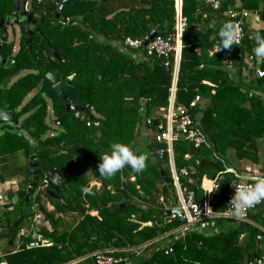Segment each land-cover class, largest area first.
Wrapping results in <instances>:
<instances>
[{"label": "trees", "instance_id": "1", "mask_svg": "<svg viewBox=\"0 0 264 264\" xmlns=\"http://www.w3.org/2000/svg\"><path fill=\"white\" fill-rule=\"evenodd\" d=\"M15 1L0 0V20L18 18ZM31 1V13L38 21L49 12L57 13V6L63 2ZM219 1L220 9L213 12L203 3L182 0L181 14L186 22L175 107L189 108L196 97L210 103L206 109L197 104L190 111L207 144L195 148L183 138L173 144L176 168L190 172L181 183L195 193L197 203L203 204L205 198L200 188L202 178H221L210 201L216 215L227 209L228 194L240 180L239 164L244 160L257 163L256 144L264 140V96L247 91L236 77L239 72L244 78V59L253 55L255 36H264V30L253 31L245 24L238 47L209 56L221 43L218 33L224 13L228 12L225 23L231 22L229 13L241 11L256 13L264 22V0ZM203 14H207L206 19ZM60 16L74 25L60 24L58 20L39 23L30 51L23 30L22 51L12 58L14 65L0 64V112L15 117L22 127L18 132L11 123L14 128L7 123L2 126L0 184L22 175L24 186L17 193V206L22 205L30 184L29 165L35 156L40 182L29 202L30 217L19 225L18 232L25 226L31 229L35 217L42 215L50 230L43 227L39 233L51 243L48 247L27 249L32 240L21 237L18 250L5 257L7 264H66L98 251L140 246L181 224L167 223L163 216L175 188L172 181L168 184L161 176L163 171L171 180L166 145L156 142L157 126L163 121L157 114L165 112L169 105L175 58L166 67L162 59L147 57L143 47L138 51L122 48L126 39L149 38L161 30V37L174 36L175 0H69ZM4 56L10 58L9 52L5 51ZM228 57L236 58L231 68ZM30 70L34 73L19 77ZM259 71L264 73V60ZM48 74L65 81L62 91L67 102L86 108L88 114L66 111ZM256 83L264 90V77H257ZM142 104L147 105L145 118L139 115ZM50 113L54 119L61 118V126L48 125ZM142 130L151 131L152 136L139 143ZM113 143L128 145L137 155L146 154L145 169L136 173L126 165L112 177L100 176V158L110 153ZM162 149L165 153L159 161L156 153ZM50 172L60 175V186L54 187L45 180ZM92 182L100 187L90 186ZM42 187L46 192L41 191ZM85 188L91 192H85ZM43 194L54 208L52 212L47 210ZM161 197L166 203L160 202ZM263 205L249 216L255 225L216 218L212 220L213 227L187 232L183 239L174 241L173 253L166 255L164 250H156L161 245L157 242L149 248L148 257L132 261L256 264L264 256L260 246L264 242L260 240L264 237L260 230L264 228ZM3 215L6 218L0 233L11 239L15 213L4 211ZM66 218H72L74 224H66Z\"/></svg>", "mask_w": 264, "mask_h": 264}, {"label": "built area", "instance_id": "2", "mask_svg": "<svg viewBox=\"0 0 264 264\" xmlns=\"http://www.w3.org/2000/svg\"><path fill=\"white\" fill-rule=\"evenodd\" d=\"M196 2L203 3L208 9L213 12H216L220 9L221 3L219 0H195ZM41 2V0H37ZM26 9V7H25ZM176 11V34L174 36L161 37L157 35L152 41L148 43L145 47L144 43L149 40V38H143L139 40L126 39L124 45L122 46L123 50L131 49L132 51H138L140 48H144V52L147 57H155L162 59L166 67H169L170 60L174 56V70H173V84L170 90L171 96L169 99V105L165 112H162L160 118L162 122L157 126L156 142L166 145V151L169 159V169L171 174V181L175 188L174 200L167 201L168 207H165V212L170 211L171 215L167 218V223L172 221H180L181 224L178 225L174 230L168 232L161 236L158 239L149 241L140 246L133 247L128 246L123 249H109L105 251H98L93 254L78 258L76 260L70 261L66 264H134L132 261L137 257H148L150 255L149 248L152 245H155L157 242L161 243L156 250H164L166 255L173 253L174 241L178 239H183L187 232L190 231H203L208 227H213V219L223 218L231 220L236 223H249V216L256 212L264 202L259 205L254 206L253 208L246 209L243 213L237 217L234 215V210L230 209L229 203L235 194V188L238 185H248L255 183V178L257 176H264V174L258 168L252 166L243 167L241 173L239 174V182L235 183L230 193L228 194V204L227 209L224 213L216 215L212 212L211 208L208 205L197 203L195 200V193L187 190L181 183L182 178H187L190 172L183 168L177 169L174 162L173 156V144L179 139L183 138L186 142L193 145L195 148L201 147L204 144H207L204 134L201 131L199 124L195 117L190 114V111L195 109L198 104L199 97H196L194 101L190 104L189 108L175 107V94H176V82L179 71V62H180V47L179 41L182 37V32L185 27L186 20L182 18H177L178 8H175ZM249 11H241L240 13L231 12L229 13V19L231 23L237 26V40L238 43H234L232 47H238L241 44L243 39V29L246 24V20L251 16ZM207 18V14H203V19ZM179 25V27H178ZM220 44L210 51V55L214 53H222L223 49L220 51ZM259 78L264 77V73L261 71L257 72ZM175 82V85H174ZM78 115V114H77ZM148 124L151 123V120H148ZM164 150H159L156 153L157 160H162L164 155ZM188 159V156L184 157ZM45 180H48L50 185L58 187L61 184V177L58 173H48L45 177ZM221 178L219 177L217 181H212L210 187L201 186V189L207 194H213L215 190L218 189L219 182ZM161 203H166L164 198H160ZM174 211H181L182 216L174 213ZM37 219V221H36ZM43 219L42 215H37L35 217V225L39 226ZM51 246L50 241L43 240L40 236H35L34 240L28 245L27 249H38ZM118 254L119 256H115ZM256 264H264L262 260H256ZM0 264H7L4 258L0 254Z\"/></svg>", "mask_w": 264, "mask_h": 264}, {"label": "crops", "instance_id": "3", "mask_svg": "<svg viewBox=\"0 0 264 264\" xmlns=\"http://www.w3.org/2000/svg\"><path fill=\"white\" fill-rule=\"evenodd\" d=\"M176 1V0H175ZM238 5V3H237ZM177 7V6H176ZM179 8V7H178ZM180 9L182 10V0H181V5H180ZM179 10V9H178ZM57 12V11H56ZM228 13V12H227ZM227 13H224L223 15V20L221 21V27L223 26V24L225 23V20L228 18L227 17ZM227 21V20H226ZM213 24H216V21H213ZM246 25H248L250 30L253 31H263L264 30V22L260 20L259 16L256 13H252L251 16L246 20ZM220 27V26H219ZM219 44H217L215 47H217ZM179 47L181 48V39L179 41ZM234 48V47H233ZM180 53H181V49H180ZM209 56L210 52H209ZM264 59H260L257 58L255 55V52H253L252 56H247L244 59V62L246 64V68L244 69V78L242 79V76L240 75L239 72H236V77L238 78V80L240 81V83L242 84V86L249 92L251 93H258L264 96V90H261L256 83L257 80V71L260 70V65L261 62ZM236 61V58L234 57V59H232V57H228L227 58V63L229 65V67H233L234 63ZM210 101L207 99H202L200 97V101L198 102V107L201 109H206L209 106ZM157 115H161L160 112H158ZM56 120V119H55ZM53 121V120H51ZM152 136V132L149 130H142V140H139V143L144 141L147 142V138H151ZM257 163H253L247 160H244L243 162H241L239 164V171L241 172L243 167L245 166H252L255 168H258L259 170H261V172L264 174V140H259L257 141ZM250 146V144H249ZM211 182L212 180H209L206 176H204L202 178L201 184H200V188L203 185L204 187H210L211 186ZM24 186V177L22 175L17 176V177H12L7 179V181L5 183H1L0 184V217H1V229L0 232L2 231V228L4 227V221L6 216L3 215L4 211H13L15 213V217L17 218V215L19 213L20 210V206H17V202H18V197H17V193L19 191H21V189ZM90 186H96V187H100V185L98 183L92 182L90 184ZM45 187L41 188V191L44 192ZM202 190V189H201ZM203 191V190H202ZM205 193V198L203 201V204L208 205L209 208L210 207V201H211V196L212 194H207L205 191H203ZM12 198H16L17 201L14 202L13 204V209L12 210H4L3 206L8 203V202H12ZM8 200V202H7ZM264 204V203H263ZM263 209H264V205H263ZM255 213V212H254ZM254 213H252L254 215ZM96 213H91V215L95 216ZM251 214V215H252ZM256 214V213H255ZM249 224L255 225L249 218ZM260 230L264 233V228H260ZM40 225L36 226L35 223L34 225H32L31 229H28L27 226L24 227V229H22L17 237L11 238V239H7L5 238V234L0 233V254L1 256L4 258L9 254H13L16 252V250H18V247L20 245V243L22 242L21 237H30L31 240L33 241L35 236H40ZM42 238V237H41ZM13 239V244L10 245V241ZM43 239V238H42ZM46 241H49L47 239H43ZM261 242L264 241V237H260ZM31 241V242H32ZM262 245H264V242L261 243V247ZM28 247V246H27ZM263 263H264V256L261 258Z\"/></svg>", "mask_w": 264, "mask_h": 264}, {"label": "clouds", "instance_id": "4", "mask_svg": "<svg viewBox=\"0 0 264 264\" xmlns=\"http://www.w3.org/2000/svg\"><path fill=\"white\" fill-rule=\"evenodd\" d=\"M27 11V4H26ZM220 51L221 49H230L237 40V26L231 22L224 23L220 28ZM256 47L254 49L257 58L264 59V36L259 33L255 36ZM110 153H106L100 158L98 165L100 176L112 177L126 165L130 166L136 173L142 172L146 167V154L137 155L128 145L123 143H113L110 146ZM85 192L90 193L88 188ZM264 202V176H257L255 183L248 185H238L235 188V194L231 199L229 206L234 210V215L239 217L244 210L253 208Z\"/></svg>", "mask_w": 264, "mask_h": 264}, {"label": "water", "instance_id": "5", "mask_svg": "<svg viewBox=\"0 0 264 264\" xmlns=\"http://www.w3.org/2000/svg\"><path fill=\"white\" fill-rule=\"evenodd\" d=\"M28 0H16L15 1V10L17 12H19L20 16L21 17H27L28 20H32L33 18V14H30L26 11L25 9V6H26V3H27ZM69 0H63V2L61 3V5L58 7L57 9V13H54V12H49L47 14L44 15V17L40 20V23H46L48 20H58V22L60 24H64V25H74V22L73 21H70V20H67L65 19L64 17H61V13H62V9H63V6L68 2ZM177 1V6L179 7L178 11H177V18L179 19L180 16H181V9H180V5H181V0H176ZM33 23H37V19L34 18L33 20ZM3 24H4V20H0V29L3 27ZM179 27V25H178ZM163 30H161L158 34H160ZM158 34H153L152 36L149 37V40L146 41L144 43V46L146 47L148 45V43L150 41H152ZM29 37L28 39L26 40V44H30L31 42V32L28 33ZM0 40L1 41H4L5 40V35L2 34L0 36ZM0 48H1V43H0ZM4 64V63H2ZM13 64V61H8L6 63V66H11ZM47 78L52 82V84L54 85V88L57 92V94L61 97L65 107H66V111H83L85 114H88L86 108H77V107H74V106H71L69 104V102H67L66 100V97L64 96L63 94V91H62V88L66 85V82L65 81H61L58 77H56L55 75L53 74H48L47 75ZM72 80V78L69 79V81ZM174 85H175V82H174ZM146 113H147V105L145 104H142V108L140 109L139 111V115L140 116H143L144 118L146 117ZM90 119H93L92 117H90ZM11 123L13 124L15 127H16V130L19 132L20 129L22 128L21 126L18 125V121L15 117L9 115L7 112H0V126L5 124V123ZM52 124L56 125V126H61V118H58L56 120H53L52 121ZM35 160V156H32L31 158V163L29 165V175H30V184L27 188V191H26V196H25V199H24V202L23 204L21 205L20 207V210H19V213L17 215V218L15 220V223H14V226H13V230H12V234H13V237L15 239V237H17L18 235V227L19 225L25 221V220H28L29 217H30V214H31V207L29 206V202H30V199L32 197V195L34 194V191L35 189L37 188V184L40 182V171H39V168H38V163L34 161ZM161 176L164 178V182L166 183H170L171 180L166 177V174L162 171L161 172ZM48 184H50L48 182ZM12 202H7L4 206H3V209L4 210H12L13 209V203L17 201L16 198H12L11 200ZM121 207H124V205H121ZM174 213L178 214L179 216H182V213L181 211H174ZM171 215V212L170 211H166L164 212L163 216L164 218H167L168 216ZM10 245L13 244V239L9 242ZM173 250H175V246H172L171 247ZM261 249L264 251V245H262Z\"/></svg>", "mask_w": 264, "mask_h": 264}, {"label": "flooded vegetation", "instance_id": "6", "mask_svg": "<svg viewBox=\"0 0 264 264\" xmlns=\"http://www.w3.org/2000/svg\"><path fill=\"white\" fill-rule=\"evenodd\" d=\"M31 0L27 1V12L31 13ZM60 6V5H59ZM57 6V9L58 7ZM57 11V10H56ZM17 16L18 18L16 19H12L9 21H4L3 27L1 28V35L4 34L5 35V40L1 41V48H0V64L3 66H6V63L8 61H13L12 58L16 57L19 53V51L21 52L22 50V44H21V32L24 30V32L27 34V36L29 37L28 33L31 32L32 36H33V32H39V30L37 29L38 24L40 23V21L37 20V23H33V19L37 17L34 16L33 14V18L32 20H28L27 17H21L19 12H17ZM25 18V20H23ZM51 22H53L52 20H50ZM31 36V39H32ZM10 39V40H9ZM28 39V38H27ZM32 42V41H31ZM30 42V44H31ZM6 43L5 45V49H3V44ZM26 43V41H25ZM28 44L29 49L28 51H30L31 49V45ZM9 47V48H8ZM5 51L9 52V56L10 58H7L4 56ZM45 52V51H44ZM54 56L59 59L60 57L56 54H54ZM34 61V59H32ZM4 63V64H2ZM14 65V61L13 64L11 66L8 67H12ZM7 67V66H6ZM36 67H39V65ZM33 70L31 71H24V73H21L19 75V77H23L25 75L28 74H33ZM15 80H13L12 82H10L9 85L13 84Z\"/></svg>", "mask_w": 264, "mask_h": 264}, {"label": "rangeland", "instance_id": "7", "mask_svg": "<svg viewBox=\"0 0 264 264\" xmlns=\"http://www.w3.org/2000/svg\"><path fill=\"white\" fill-rule=\"evenodd\" d=\"M177 1H175V8H176V6H177ZM177 8H178V6H177ZM23 20H25V18L23 19ZM176 22H177V20H176ZM176 29H178V28H176ZM10 40V39H9ZM30 99V96L28 97V99L27 100H29ZM50 119H52V120H55L53 117H52V115H51V113L49 114V119H47V122H48V125H50L51 126V124H52V121H50ZM7 125H9L10 127H12V128H14V126L13 125H11L10 123H7ZM2 126H4V125H1L0 126V136L2 135V133H3V129H2ZM52 127V126H51ZM58 129V128H57ZM44 192H46V190L44 191ZM45 194V193H44ZM43 194V196H44V203H45V205H46V208H47V210L48 211H50V212H52L53 210H54V208L51 206V204L48 202V200H47V198H46V196ZM1 211V210H0ZM96 215V214H95ZM36 221H37V219H36ZM66 222V224H69V225H73L74 224V221L72 220V218H66V220H65ZM39 223H40V228H46L47 230H50V226L46 223V221L45 220H42L41 222L39 221ZM263 257V256H262Z\"/></svg>", "mask_w": 264, "mask_h": 264}]
</instances>
